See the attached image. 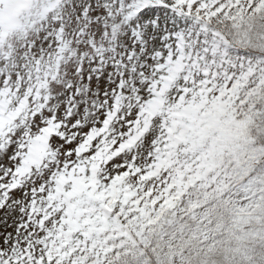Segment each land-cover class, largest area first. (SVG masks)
<instances>
[{"label": "snow or ice", "instance_id": "1", "mask_svg": "<svg viewBox=\"0 0 264 264\" xmlns=\"http://www.w3.org/2000/svg\"><path fill=\"white\" fill-rule=\"evenodd\" d=\"M0 264H264V0H0Z\"/></svg>", "mask_w": 264, "mask_h": 264}]
</instances>
